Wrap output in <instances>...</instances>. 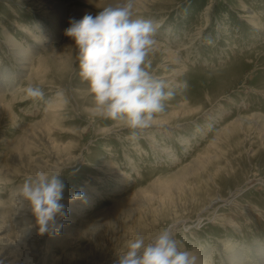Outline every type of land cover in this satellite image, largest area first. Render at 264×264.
I'll return each instance as SVG.
<instances>
[{
  "label": "rangeland",
  "instance_id": "obj_1",
  "mask_svg": "<svg viewBox=\"0 0 264 264\" xmlns=\"http://www.w3.org/2000/svg\"><path fill=\"white\" fill-rule=\"evenodd\" d=\"M54 2L65 8L59 28L39 1L0 0V97L10 103L0 112V264H117L130 240L163 230L197 264H230L231 254L264 264V0H138L136 16L158 25L149 70L176 87L154 119L166 124L135 140L90 116L64 35L70 19L100 9ZM52 48L73 52L53 59ZM29 84L43 97L27 96ZM38 171L66 185L54 235L39 233L17 196Z\"/></svg>",
  "mask_w": 264,
  "mask_h": 264
},
{
  "label": "clouds",
  "instance_id": "obj_2",
  "mask_svg": "<svg viewBox=\"0 0 264 264\" xmlns=\"http://www.w3.org/2000/svg\"><path fill=\"white\" fill-rule=\"evenodd\" d=\"M135 4L136 0H109L94 16L70 19L64 31L74 42L78 75L92 98L90 116L127 129L132 140L165 111V102L175 96L176 87L149 70L158 25L136 16ZM25 92L33 99L44 95L31 84ZM65 187L60 172L50 175L44 171L19 187L17 196L29 207L41 235L57 234L63 227L60 221L68 215L61 202ZM82 196L76 192L69 199ZM117 264H197V257L182 250L173 234L163 230L148 243L143 238L130 240Z\"/></svg>",
  "mask_w": 264,
  "mask_h": 264
},
{
  "label": "bare ground",
  "instance_id": "obj_3",
  "mask_svg": "<svg viewBox=\"0 0 264 264\" xmlns=\"http://www.w3.org/2000/svg\"><path fill=\"white\" fill-rule=\"evenodd\" d=\"M36 2H38L39 1V4L41 5V6H43V5H46L47 7V13L50 15V17L52 18V21L53 22H55V24L58 26V28L59 27H61V25H62V21H63V19H64V16H65V8L64 7H62V6H60L59 4H57L56 2H54V0H51V1H49V0H35ZM86 2H88V4H89V6H93V7H96V8H98V9H100V8H102V7H104L105 5H106V3L107 2H109V0H85ZM138 2V0H136V3ZM136 6V5H135ZM48 9H52V10H48ZM78 10V9H77ZM79 10H81V9H79ZM71 11H73V8H72V10ZM134 11H135V13H137V11L135 10V8H134ZM79 12H81V14L84 12V14L87 12L88 14H91L89 11H84V10H81V11H77V13L76 12H72L73 13V16H71V17H74V15L75 16H80L81 14H79ZM71 14V13H70ZM82 16H84V15H82ZM36 41H37V43H41V40H40V38H38V37H36ZM11 44V46H16L17 47V52H19L20 53V55H21V60H25V61H28L29 60V56H28V54L27 53H25L24 52V48H22L21 46H19V44L16 42V40L15 39H13V41L10 43ZM44 45V44H43ZM157 46V45H156ZM158 47V46H157ZM160 49V48H159ZM26 50V49H25ZM67 50V48H62V49H60V50H57V49H55V48H52V58L53 59H56V56H58V54H60V53H63L64 55L63 56H61V57H68V55L69 54H71L73 51H70L69 50V52H68V50ZM75 50V49H74ZM156 50V49H155ZM169 50V49H168ZM168 53V52H167ZM19 55V56H20ZM23 58H26V59H23ZM168 58H170V57H167V59ZM172 58H170V60H171ZM172 62V61H171ZM173 62H174V60H173ZM28 65V64H27ZM27 65L25 66V67H27ZM26 69H28V68H26ZM37 73V69H35V74ZM5 100H4V98L3 97H0V112L1 111H8L9 110V108H10V103L9 104H7V103H5L4 102ZM55 107H57V106H55ZM54 107V108H55ZM56 109V108H55ZM57 111V110H56ZM178 112H174V115H176ZM47 116V115H46ZM49 116H50V111H49V115L47 116V118H48V120H49ZM47 120V121H48ZM237 121V120H236ZM239 121V125H243L244 124V122L246 121L245 119H239L238 120ZM246 122H248V121H246ZM236 124L237 122H233V124ZM44 124V123H43ZM46 125H48V122L47 123H45ZM44 124V125H45ZM166 123H165V121H153V123H152V127H162V125H165ZM36 125H38V124H36ZM44 125H42V124H40V126H38V127H40V128H45L46 127V125L44 126ZM237 125V124H236ZM232 127L234 126V125H231ZM38 127H31V129H29V130H27V135L26 136H24L23 138H22V140H24V141H26L25 139H27L28 137H31V136H35V133H36V130L38 131ZM48 127V126H47ZM231 127V128H232ZM236 127V126H235ZM235 127H233V128H235ZM232 128V129H233ZM53 129V128H52ZM229 129V126H228V128H227V130ZM41 130V129H40ZM241 130V129H240ZM46 131H48L47 129H46ZM39 133V132H38ZM44 135V134H43ZM28 139H30V138H28ZM17 142V141H16ZM27 142V141H26ZM30 142V141H29ZM53 143V142H52ZM20 144V143H19ZM27 145V144H26ZM209 146V145H208ZM211 146V145H210ZM21 148H23V147H21ZM20 148V149H21ZM19 149V148H18ZM24 149H25V147H24ZM22 150V149H21ZM21 150H19V151H21ZM25 151H26V149H25ZM21 153H23V152H21ZM39 161V160H38ZM54 168V167H53ZM216 199V198H215ZM220 201V200H219ZM222 201V200H221ZM215 202V201H214ZM178 221V220H177ZM27 236V235H26ZM25 235L23 236L24 238L26 237ZM233 254H234V251H233ZM241 255V254H240ZM240 255H232L231 254V256H230V258H229V260H231L230 261V264H241V259L239 258L240 257ZM197 261H199V259H197ZM10 264V263H9Z\"/></svg>",
  "mask_w": 264,
  "mask_h": 264
}]
</instances>
